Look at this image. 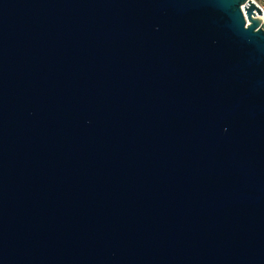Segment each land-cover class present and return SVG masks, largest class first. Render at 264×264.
I'll return each mask as SVG.
<instances>
[{
	"label": "water",
	"instance_id": "obj_1",
	"mask_svg": "<svg viewBox=\"0 0 264 264\" xmlns=\"http://www.w3.org/2000/svg\"><path fill=\"white\" fill-rule=\"evenodd\" d=\"M261 16L0 0V264H264Z\"/></svg>",
	"mask_w": 264,
	"mask_h": 264
},
{
	"label": "built area",
	"instance_id": "obj_2",
	"mask_svg": "<svg viewBox=\"0 0 264 264\" xmlns=\"http://www.w3.org/2000/svg\"><path fill=\"white\" fill-rule=\"evenodd\" d=\"M254 1L256 2V0H254ZM256 3H257V2H256ZM257 4H258V3H257ZM258 5H259V4H258ZM259 6H260V5H259ZM260 8L262 9V16H261L262 19H261V20H262L263 23H264V7L260 6ZM261 17H260V18H261Z\"/></svg>",
	"mask_w": 264,
	"mask_h": 264
},
{
	"label": "rangeland",
	"instance_id": "obj_3",
	"mask_svg": "<svg viewBox=\"0 0 264 264\" xmlns=\"http://www.w3.org/2000/svg\"><path fill=\"white\" fill-rule=\"evenodd\" d=\"M256 2H257L260 6L264 7V0H256ZM246 18H247V17H246Z\"/></svg>",
	"mask_w": 264,
	"mask_h": 264
},
{
	"label": "bare ground",
	"instance_id": "obj_4",
	"mask_svg": "<svg viewBox=\"0 0 264 264\" xmlns=\"http://www.w3.org/2000/svg\"><path fill=\"white\" fill-rule=\"evenodd\" d=\"M261 19H262V17H261Z\"/></svg>",
	"mask_w": 264,
	"mask_h": 264
}]
</instances>
